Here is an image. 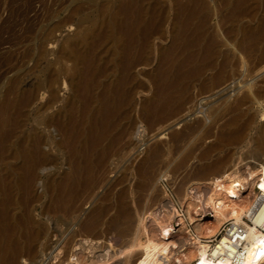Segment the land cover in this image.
<instances>
[{"label": "bare ground", "instance_id": "bare-ground-1", "mask_svg": "<svg viewBox=\"0 0 264 264\" xmlns=\"http://www.w3.org/2000/svg\"><path fill=\"white\" fill-rule=\"evenodd\" d=\"M118 1L110 9L103 2L97 24L64 43L65 58L72 62L65 100L57 97L52 69L28 91L16 77L0 93V264H264V135L258 132L251 139L246 158L241 154L234 159L231 149L245 140L257 115L264 125V78L256 81L264 70V0ZM165 23L171 41L158 45L154 41L164 39ZM59 24L48 30L54 32ZM154 53L157 64L143 75L153 89L138 104L135 98L144 87L137 69L151 66ZM243 67L249 81L239 82L242 91L230 104L229 111L236 114L219 122V135L211 145L205 150L201 146L202 158L225 149L227 153L204 169L197 165L203 169L197 181L182 180L189 185L176 188L182 214L158 186L168 176L160 173L161 142L124 165L103 195H97L110 180L105 178L113 170L107 171L110 158L117 156L121 162L132 157L136 147L129 140L137 133V106L142 123L163 126L165 120L180 119L177 114L193 97L190 89L207 72L209 86L219 91ZM43 89L48 97L32 111ZM197 123H185L188 129L176 131L173 138L182 141L208 125L200 128ZM200 134L198 139L204 136ZM39 185L47 202L35 209L41 199ZM85 198L93 204L88 211L79 209V200L84 203ZM227 223L232 227L210 245L208 240Z\"/></svg>", "mask_w": 264, "mask_h": 264}, {"label": "rangeland", "instance_id": "rangeland-1", "mask_svg": "<svg viewBox=\"0 0 264 264\" xmlns=\"http://www.w3.org/2000/svg\"><path fill=\"white\" fill-rule=\"evenodd\" d=\"M159 1H161V0H159ZM103 2H105L107 4V9H110L113 7L115 8V7H118V5H119L118 0H0V93L4 92V89L6 88V85L8 84L9 80L17 79V78L20 79L19 81L21 82L23 89H25V90L31 89L34 86V84L36 85L37 83L45 80L49 74L48 71L50 69H52L53 72L55 73V77L58 80V82H57L58 84L56 86V88L58 87L56 89L57 97H59L58 98L59 100H61V98H62V100H65L67 98L66 95H68L70 92L68 90L69 84H70L69 79H68L69 76H67V75H69L70 69L72 67V62L69 61L67 58H65L64 43L69 39L70 40L76 39L78 31L83 30L84 28L93 27L94 25L97 24V22L100 18V9H101V5L103 4ZM78 4L81 5L79 12L77 11L72 15L73 11L78 6ZM101 13H102V11H101ZM51 14H54V17H51ZM59 22H60L59 27H58V29H55L54 32H50L48 30L49 25L56 24ZM165 28H166L165 34L163 36H161V39H163V38L164 39L162 41H159V39L154 41L158 45L161 44V42H163L164 40L165 41L162 43L163 45H167V43L169 44V42L171 41V36L169 33H167L169 31V24L165 23ZM156 56H157V54L154 53V55L152 57L153 63L151 66L147 67V69L141 68V67L137 69V71L139 70V72L141 73L140 74V82L144 87L143 94L140 96H137L135 98V101L138 104H139L141 99L148 98L150 96V92L153 89L152 85H151L153 83L147 82L148 78L146 76L144 77L143 75H145L150 70H152L154 68V66L157 64L156 61H158V60H157ZM244 67H248V65L244 66ZM244 67H243V69H241V68L238 69V71L236 73L238 75H236L235 78H233L232 80L226 81L227 83L226 82L222 83V85L219 84V85H221V87L219 86V88H220L219 91L217 90L218 88L217 89L214 88L215 89L214 90L211 88V86H209V81H207V80L210 78L211 74L209 72H207L205 74L206 76L204 75V77L202 78V80H200V82L199 81L195 82V84L197 86H194L195 85L194 84L192 86V88L190 89L189 95H191V97L192 96L193 97L190 98V96H189L188 99L190 101L187 100L189 102H186V104L182 108V110L184 109L183 110L184 113L185 112L186 113L183 114V111L181 110L182 114H180V113H178L179 115L177 114V116H179L180 119H178V117L175 116L172 119H169L168 121L165 120L166 123L164 124V121H163V126H162L161 122H158L159 124H161L160 126H158L159 124H157V122L154 123V125L157 128L155 126H153L152 124H151V126H153L154 128L151 126L148 127L150 124L148 122H146L145 120H142L143 121V123H142L141 119H140V117L142 118V116H140L139 107L137 106L135 113L133 115V116H135V118H134L135 126H137V124H138V126H137L138 128L134 126L135 130L137 129L136 130L137 133L135 135H134V133L131 134L133 136L131 138L132 140H129L130 137L128 139L130 142H133V141L135 142V145L133 143H131L132 146L136 147L135 150L129 154V156H132V157L127 156V158L125 160H122L123 162L121 161L122 164L119 160H117L119 157L116 158L117 156H114L115 157L114 158L112 156L113 157V158L111 157L112 161H110L111 160V158H110L109 164L112 166L109 167V164H107V168H108L107 171L109 172L112 169L114 171L112 170L111 174L109 172L110 175L108 173H105L107 175V177L105 175V178L109 177L110 180H108V181L106 180L107 182H105V186L103 184V190L104 191L100 188L96 190L97 195H99V194L103 195V193L106 191L105 190L106 184L108 182H112L116 177H118L120 175L121 171L123 170V168L126 166V164L127 165H128V163L130 164V162L133 161L135 156H139L136 158V160H138V158H140L141 156L144 155L145 152H147L146 150H148L152 146L153 147L156 146V144L161 142L158 145L160 147L162 145H164V147L163 146L161 147V148H163V150H162L163 151V156H162L163 161H161V168L162 167H164V168H162V169L160 168V171H162L160 173L166 172V174L168 176L166 175L167 177L160 178L158 186L162 191H164L166 193L168 198H170L173 201V203L176 206V209L182 214V206L180 205V203L178 202V198L176 197V196H178L176 194V193H178L177 191H179V189H182V188L184 189V187L186 188L195 179L197 181L198 177L201 175V171L206 167V165L208 166V165H211L212 162L218 161L219 157H220V159H222L224 157V155L227 153V149H225L226 151L224 150V151H220L217 153L216 152L212 153L208 157L209 160H208V158L207 159L202 158V154H203L202 151H204L209 146L208 144L211 145L212 141L214 142L215 139L217 138V136L219 135V132L221 129V127H220L221 124L226 123L225 120H227V122H228L229 121L228 118L229 117L232 118L233 116L231 117V115L236 114V113L230 112L231 111L230 108L233 104L232 102L235 99V94L241 93V92H237L239 90L242 91L241 90V86H242L241 83L245 84L247 81H249V79H247V78H249V77H247L248 74L245 73L246 69H248V68L245 69ZM65 68H67V69H65ZM257 76H258V78H256V81H259L258 79L264 78V70L260 74H258ZM143 78L144 79L147 78L146 79L147 81L144 80ZM237 79H239L240 81L239 80L235 81ZM203 80H205L206 82L205 81L203 82ZM239 82H241V83L239 84ZM231 83H233V84H231ZM236 83H237V85H235ZM204 84H206V86ZM230 84H231V86H230ZM26 85H27V87H26ZM201 86H203V87H201ZM207 86H209L210 89H207ZM225 86H227V88ZM149 87H151V88H149ZM199 87L200 88L205 87L207 90L204 91L205 88L202 90V89H199ZM223 87L226 88V90H223L224 89ZM145 89L148 90V92H149V89H151V90L148 93ZM197 89H199V90L197 91ZM221 89H222V91H221ZM43 90L44 91L41 90L38 93L37 102L32 107V111H34L37 107L38 108L41 107L44 104L45 100L47 99L48 94H49L47 92L48 90L47 89L46 90L43 89ZM192 90L193 91L195 90V91L193 92ZM202 92L206 93V95L208 94V92H210L208 94V96L210 95L209 96L210 98L207 97L205 99L204 98L205 94L204 93L202 94ZM239 94H237V95L239 96ZM201 95H203V96H201ZM206 95H205V97H206ZM195 96H197V97H195ZM194 98H197L196 99L197 101L194 100ZM199 98H201L202 100H200ZM198 101H199V103H198ZM189 104L191 105V107L188 108V106H190ZM230 104H231V106H230ZM195 105H197V107ZM185 106H186V109H185ZM193 107H195L196 112L193 111V109H194ZM187 108H188V111H187ZM189 109H191L192 111H189ZM211 110H214V111H211ZM215 110H216V112H218L217 114H216ZM219 110L220 111L226 110L225 111L226 113L230 112L231 114H227V116H226V113L222 112L221 115L219 116L221 118H219V117H217L220 114ZM188 112H189V114H188ZM213 114L217 115L216 118H215V115L213 117ZM224 114H225V116H224ZM180 115L182 117H180ZM228 115H229V117H228ZM223 116H224V118H222ZM225 117H226V119H225ZM175 118H177L178 120ZM217 118L220 119V120H218V122H217ZM214 119H216V120H214ZM195 120H197V121H195ZM172 121H174V122H172ZM181 121H183V122H181ZM221 121H223V122L221 123ZM259 121H260V118H259V115H257V117H255V120H254V128L248 132L245 140L241 144L234 145L231 148L233 150V153H234V156H233L234 159L236 157L240 156L241 154H242V157H244V156H245V158L248 157V155L246 156V152L251 147V139L258 132L264 135V128H263L264 125H262V123H260ZM168 122L169 123L171 122L172 125L169 124ZM197 122L201 123L200 126L201 125L206 126L208 124L207 125L208 127L207 126L206 127L211 131L207 130L206 127H205L206 130H205V128H203V126H201V127L199 126L200 128H203V130L205 132H207L208 134L203 133L204 134V136H203L202 132H204V131L201 129H199V131H198V128H197V130H195L193 132V134L189 133L191 135V137L189 134L184 136L185 138L187 137L186 139H188V140H184L185 138H183L182 141H181V139L180 140L176 139L177 140L176 141L175 138H173L174 135H177V132L181 133V130H183L184 128L186 129L187 125L190 127H192L193 125L196 126L198 124ZM145 123H147V124L145 125ZM167 123H168V125H166ZM185 123L187 125H185ZM214 123L215 124L217 123L216 125L219 127L211 126V125H215ZM189 124H191V125H189ZM164 125H166L167 128ZM143 126H145V127H143ZM161 126L163 128H166V129H162ZM134 127H133V129H134ZM158 127H159V129H158ZM160 127L162 130L160 129ZM211 128H213V129H211ZM218 128H220V129H218ZM25 130L29 131L30 127L25 126ZM135 130H132V131L134 132ZM151 130H152V132H151ZM184 130H183V132H184ZM196 131H198L199 133ZM200 131H202V132H200ZM195 132L198 134H196ZM210 132H213L215 135L214 134L212 135V133H210ZM216 133H218V135H216ZM199 134H200V136H203V137L198 139ZM206 134H207V136H206L207 138L205 137ZM214 136H216V137H214ZM212 137H214V138H212ZM202 138H205V140ZM198 140H200V142L204 141V142H201L202 145L200 144V142H199L200 145L198 144ZM167 141H168V143L166 144ZM136 142H137V144H136ZM179 142L182 143L183 145L182 144L179 145ZM248 143H250V144H248ZM194 145L197 148L194 147ZM206 145H208V146L205 147ZM190 146H191V148H190ZM192 146L194 147L193 149H192ZM201 146H204L205 148L201 147ZM244 146H245V148H243ZM203 148H204V150H203ZM240 149H242V150H240ZM237 150H238V153H236ZM136 151H137V153L134 154L133 152H136ZM169 151H171L172 153ZM185 155H186V157H184ZM166 156H168L169 158H167ZM188 156H191V158ZM113 159L115 162L113 161ZM169 159H170V162H169ZM184 159H186V160H184ZM210 159L213 161H210ZM234 159H233V161H234ZM248 160L249 159H247L246 161H248ZM127 161H129V162H127ZM117 162H118V164H116V166H115V163H117ZM162 162L165 163L166 166H165V164L163 165ZM181 162H183V163H182L181 167L179 168V170L177 167L174 169L175 165L179 166ZM202 162H203V164H202ZM119 163H120V165H119ZM117 165H119V166H117ZM172 165H173V167H172ZM197 165L200 168H203L204 165L205 166L202 170H200V168H198ZM113 166H115V169ZM109 168H112V169L109 170ZM121 168H122V170H121ZM181 168H183V169H181ZM195 168L199 169L200 172H199V170L196 171ZM176 169H177V171H176ZM64 170H66V168L65 169L63 168V169L59 170L58 172H60V171L62 172ZM185 170H187V172H185ZM191 170L193 171V173ZM194 172H195V174H194ZM188 173H190V174H188ZM198 173H200L199 176H198ZM191 175L193 178H191ZM182 180L189 182V184L186 183L187 184V186H186L185 182L183 184ZM190 180H192V181H190ZM175 185H176V187H175ZM180 185H182V186L180 187ZM176 188L178 189L177 191H175ZM37 192L39 195H41V199L38 203H36L35 209H41V207H43L45 205V203L47 202V198H45V196H42L43 195V189L41 188V185L38 186ZM94 195H95L94 197L92 196L93 198L90 197V198H92V200H90L89 198H88V200H90L91 202L93 200H95L97 195L96 194H94ZM80 200H79L78 204L82 203L83 207H82V204H80L79 209H83V210L84 209H86V210L91 209V206L95 202V201L92 202L93 203L92 204L90 201H87L85 198L84 203L88 202V204L87 203L84 204L83 201L80 202ZM244 220L249 223V221H248L249 219H244ZM188 226H189V224H188ZM231 227L232 226L230 223L225 224L221 228L220 232L215 236V238L208 240L210 242V245L214 244V242L221 237L220 235H222V233H224V231H225L224 229L227 230L228 228L230 229ZM189 230H192V229L189 227ZM53 240H54V238H53ZM21 262L23 264H26L23 261H20V264H21Z\"/></svg>", "mask_w": 264, "mask_h": 264}]
</instances>
